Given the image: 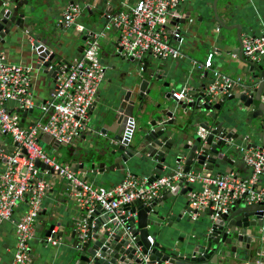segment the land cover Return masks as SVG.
Here are the masks:
<instances>
[{
  "label": "water",
  "instance_id": "1",
  "mask_svg": "<svg viewBox=\"0 0 264 264\" xmlns=\"http://www.w3.org/2000/svg\"><path fill=\"white\" fill-rule=\"evenodd\" d=\"M94 2L98 3L93 5ZM100 2L106 4L108 0H67V4L78 3L81 9L89 13L93 24L99 28L93 32L98 36V42L103 38L107 25V16L101 13ZM217 2L213 0L208 6L213 14L208 22L216 23L219 30H236V40L241 45L239 28L226 26L219 19L216 13ZM58 4L56 0H0V45L7 44L12 38H20L26 52L30 54L32 69L53 81L52 90L56 87L60 68L68 69L72 64L67 63L62 54L74 48L73 40L65 42L61 37L63 26L59 21L56 25L43 17L46 10H56ZM203 8L200 6V10ZM185 21L172 20L170 25L185 26ZM203 27L204 34L211 32L206 26ZM76 33L80 37L77 38L80 39V46L75 49L82 55L87 35L85 31ZM229 40L227 36L221 39L223 43ZM113 49L110 57L119 61L121 77L100 103V112L94 126L90 129L87 126L80 135L84 139L87 136L85 132L89 130L87 149L78 152L73 148L67 150L69 154L66 160L74 173L80 169L92 175L93 179L98 180L97 186L102 187L100 177L109 172L123 173L122 163H127V159L132 156H141L146 169L152 170L148 183L163 176L164 167L173 170L167 171L170 176L177 166L188 173L191 170L211 172L221 162L236 165L232 160L239 154L236 146H240L241 142L229 144L232 135L224 131L220 111H242L239 113L242 124L239 138L242 139L245 134H258L260 139L256 145L248 144L245 149L264 147L262 66L255 68L253 62H249V72L253 74L252 79L246 81L248 83H241L244 92L229 96L217 95L215 100L208 102L205 95L207 84L200 83L198 88L192 85L197 81L194 71L187 69L182 74H171L166 65L159 62L161 59H156V66L149 72L146 69L149 57L140 61L129 59L121 54L117 46ZM238 50L242 54V48ZM254 71L259 72L255 75ZM203 74L206 76L207 73ZM250 80H258V87L257 83H249ZM178 82L182 87H193L181 100H176L172 95L174 90L171 86ZM95 106L94 101L89 111ZM20 111L22 116L33 112L32 109ZM132 122L135 125L134 133ZM20 126L23 127V123ZM200 128L205 131L203 137L190 133L186 142L183 138L181 140L179 133L185 134V130L192 132ZM38 141L51 143L47 135L40 136ZM59 147L53 144L56 151ZM227 151L232 154L227 155ZM11 152L0 151L4 155ZM240 155L242 158V153ZM1 160L5 162V157ZM35 165L40 170L47 169L39 161ZM183 185L187 186L188 192L192 189L183 180L177 182L174 190L169 191L166 198H161L162 210L159 214L153 212L157 200L150 204L136 201L127 207L133 213L129 220L114 227L106 226L104 231H101V226L107 221V216H100L97 208L89 218L90 222L94 221V226L86 241L78 240L74 231L66 264H245L250 261L251 255L260 254L264 249V202L249 203L245 197L233 202L225 214H214L208 209L203 211L200 230L187 238L166 245L158 241L149 244L146 241L149 227L156 228L165 223L170 225L174 220L180 221L173 207L175 197ZM187 212L192 211L187 208ZM55 226L52 221L44 231L47 238H55Z\"/></svg>",
  "mask_w": 264,
  "mask_h": 264
},
{
  "label": "built area",
  "instance_id": "2",
  "mask_svg": "<svg viewBox=\"0 0 264 264\" xmlns=\"http://www.w3.org/2000/svg\"><path fill=\"white\" fill-rule=\"evenodd\" d=\"M181 1L138 0L130 9L107 16V24L119 33L117 46L121 54L139 61L146 56L161 60L182 58L181 52L170 44L172 40L183 41L179 27L170 25L172 11ZM80 11L78 3L68 5L59 23L63 28L83 32L82 26L76 23ZM86 35L81 57L68 69L60 68L55 89L49 100L40 105L46 118L29 126H20V119L9 113L5 104L15 102L21 110L34 108L30 71L5 62L0 53V132L9 135L15 145L14 150L5 156L4 169L0 174V224L12 219L19 204L26 206L15 223L11 264H30L28 243L33 237L42 201L49 189V184L35 165L36 161L47 167L44 173L52 174L69 185L70 199L83 212V219L74 228L81 242L86 241L94 226V221L90 222L89 218L97 208L100 216H107V221L101 226V231H104L106 226L114 227L129 220L133 213L127 207L134 202L147 204L157 198L161 191L174 190L181 180L187 185L199 186V189H191L187 194L191 219H196L199 212L207 209L214 214H225L230 205L242 197L249 203L264 202V189L255 191L253 188L257 178L264 179V147L241 149L242 161L252 171L250 179L241 180L232 172L222 177L208 171L184 173L181 166H177L173 175L160 176L150 183L145 177L127 175L120 183L109 188L79 179L67 164L58 163L52 155L47 154L38 141L39 137L47 135L60 146H67L78 139L87 129L89 109L105 78V69L99 57L98 36L93 33ZM242 51L246 59L264 62V35L245 38ZM211 63L212 54H208L199 68L210 69ZM214 75L215 79L205 91L208 102H212L217 95L228 96L229 90L239 85L237 80L216 72ZM188 92L189 89L184 87L172 95L176 100H181ZM197 133L200 137L205 135L201 128ZM48 240L52 245L57 243L55 238ZM146 241L153 243L149 236ZM257 264H261V261L258 260Z\"/></svg>",
  "mask_w": 264,
  "mask_h": 264
},
{
  "label": "crops",
  "instance_id": "3",
  "mask_svg": "<svg viewBox=\"0 0 264 264\" xmlns=\"http://www.w3.org/2000/svg\"><path fill=\"white\" fill-rule=\"evenodd\" d=\"M56 1L59 3L57 9L48 12L46 10L43 17L45 20H51V22L57 25V21H59L58 19L69 4H67V0ZM137 1L138 0H108L106 4L100 2L99 7L102 8L101 13L106 16H115V13L123 12L133 7ZM212 1L213 0H182L179 5L173 9L171 15L172 20H186L185 26H178L180 36L183 40L182 43H179L176 40L170 41V44L181 52L182 58H167L162 59L159 62L165 64L171 74H182L187 69L194 71V77H196L197 81L192 85L196 88L200 86V83H206L208 87V85H210L215 79L214 72H216L219 75H224L232 80L238 81L239 85L234 86L231 89V92H229V95L237 92H244L245 89L242 87L241 83H248L246 81L252 77L253 73L249 72L250 67L248 64L251 60L246 59L243 53L241 54L238 49L242 48V41L245 38H256L264 35V0H218L216 13L219 19L223 21L226 26L239 28L241 45H239L236 40V30H219L216 23L210 24L208 22L213 17L212 11L208 9V6L212 4ZM97 3L98 2H94L93 5H96ZM200 6H204V8L200 10ZM88 14V12L81 9L80 14L76 18V23L82 26L85 34L93 33L99 29L97 25L93 24L92 19ZM203 25L211 32L204 34L202 31L204 28ZM118 36L119 33L116 28L107 24L104 29L103 38L99 39L98 42L101 47V50H99V57L100 62L105 69V78L97 90L96 98L94 100L96 106L89 111L90 114L87 124L89 129L94 126L96 119L98 118L100 112L99 109L101 108L100 103L110 92L114 86L113 84L121 77L119 61L111 58L112 56L110 57L113 50H115L113 49L114 46H117ZM224 36L230 38L228 43H223L221 41ZM61 37L65 42H69L70 40L74 41V48L67 51L66 54H62L63 59H65L67 63H73L81 56L80 52H77L75 49V47L80 46V39H77L80 37L72 28H62ZM0 53L3 54L5 62L12 65H20L29 69L31 83L30 91L32 92L35 103V106L32 109L33 112L26 116H22V111H20V113L18 112L20 108L15 102H7L5 104L6 109L9 113L15 114L24 126L32 125L34 122L44 121L46 115L42 114L40 105L49 100L53 91L52 88L54 87L53 81L32 69L30 54L26 52L20 38H12L7 44L0 45ZM208 54H212L210 69L201 67V70L197 71L199 65L203 63ZM147 62L149 64L146 69L151 72L150 69L156 66L155 64L157 61L156 59L149 57ZM253 64L255 68L262 66L264 69V62L254 61L252 65ZM205 72L207 73L206 76L203 74ZM258 72L259 71H254V74L257 75ZM249 83H257V87L259 84L258 80H250ZM183 88L184 87H182L179 82L173 83L171 86V89L174 90V92L180 91ZM192 88L191 85L187 86L189 91ZM245 92L249 93L248 91ZM262 100L264 102V97ZM241 112L242 111H220L219 117L223 129L233 137L229 140V144L238 141L241 142V145L243 143L246 144L245 146H236L239 154L234 157V160H232L236 165L231 166L225 162L218 163L213 171L210 172L215 176L222 177L232 172L241 180L250 179L252 177V171L243 163L242 158L240 157V151L248 144L256 145L260 139L258 134H242L244 137L242 139L239 138L241 137L240 131L242 129L241 120L239 118V113ZM131 128L134 133L135 125L133 122ZM198 130L199 129H195L192 132L185 130V134L179 133L181 140L183 138V141L186 142V140L189 139L190 133L198 135ZM88 131L89 130L85 132L87 136L84 139L79 137L71 144L59 147L60 149L57 151L53 148V144L56 143H53L52 141L49 144L44 142L40 143L44 151L47 154L52 155L58 163L68 164L69 166V163L66 160L69 154L67 153V150L73 148L72 150L78 152L87 149L90 137L88 136ZM13 148L14 143L11 137L0 132V151L11 152ZM226 154L230 155L232 153L227 151ZM5 156L6 155L3 153H0V174L4 169V162L1 159ZM126 162L127 163H122L124 169L123 173H120L119 171H115V173L109 172L100 177V180L103 181L102 187L109 188L115 186L127 175L145 177L148 179L149 175L152 174V170L150 168L146 169V164L144 166V160L141 156L129 157ZM194 167L195 166H193V169ZM142 170L145 171V173H143ZM40 171L42 178L49 184V189L43 198L42 210L36 220L33 237L28 243L30 264H66L68 258L67 253L69 252L68 250L71 246L72 235L75 231L74 228L75 225L83 219V212L80 211L70 199L69 185L65 181L52 174H46L43 170ZM163 171L162 175H167V171L173 170L164 167ZM202 171L203 170L200 172ZM190 172L195 171L191 170ZM75 174L81 180H85L96 186L98 184V180L93 179L92 175L83 172L80 169ZM191 188L199 189V186L191 185ZM253 188L255 191H259L260 189L263 190L264 179L262 177L257 178ZM187 189V186L184 185L180 187L179 193L174 200L173 212L179 215L177 219L180 221L177 222L174 220L170 225L165 223L156 228L149 227L148 235L152 238L153 242L158 241L161 245L175 243L178 239L187 238L193 232L195 233L200 230V225L202 223L201 216L204 213L201 211L198 213L196 219H191V212H187V208H189ZM168 192L169 191H161L160 195L153 199L158 201L153 208V212L156 214H159L162 210L161 198H166ZM25 209V204H19L14 211L12 219L0 224V264H11L12 262L15 246V223ZM52 221L56 224L54 227V232L57 233L55 236V240L57 241L56 245L49 243V238L44 234V231L48 229ZM58 233H60L59 236ZM251 257L250 261L245 264H257L258 260L261 261V264H264V249L259 255L253 254Z\"/></svg>",
  "mask_w": 264,
  "mask_h": 264
}]
</instances>
